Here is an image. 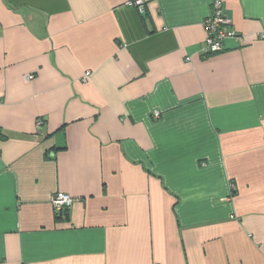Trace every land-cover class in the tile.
<instances>
[{"label":"crops","instance_id":"crops-1","mask_svg":"<svg viewBox=\"0 0 264 264\" xmlns=\"http://www.w3.org/2000/svg\"><path fill=\"white\" fill-rule=\"evenodd\" d=\"M128 1L0 0V264H264V0Z\"/></svg>","mask_w":264,"mask_h":264},{"label":"built area","instance_id":"built-area-1","mask_svg":"<svg viewBox=\"0 0 264 264\" xmlns=\"http://www.w3.org/2000/svg\"><path fill=\"white\" fill-rule=\"evenodd\" d=\"M126 4L130 7H137L140 13H144L145 11L144 0H130ZM231 27L232 22L227 14L225 0H212L211 13L205 21L207 37L203 46V52L206 54L222 52L225 49L224 42L227 39L237 37V33ZM89 75L87 74V76ZM27 79L31 80L33 76H28ZM42 125L43 121L40 120L38 122L39 128ZM74 201L70 195L65 193H56L51 199L56 214L60 216L68 213Z\"/></svg>","mask_w":264,"mask_h":264}]
</instances>
